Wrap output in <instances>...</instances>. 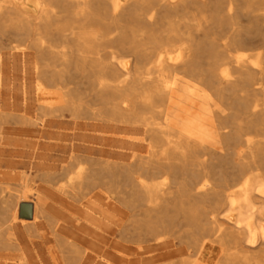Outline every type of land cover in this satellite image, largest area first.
Wrapping results in <instances>:
<instances>
[{
	"label": "bare ground",
	"instance_id": "6f19581e",
	"mask_svg": "<svg viewBox=\"0 0 264 264\" xmlns=\"http://www.w3.org/2000/svg\"><path fill=\"white\" fill-rule=\"evenodd\" d=\"M0 264H264V0H0Z\"/></svg>",
	"mask_w": 264,
	"mask_h": 264
},
{
	"label": "rangeland",
	"instance_id": "374dc122",
	"mask_svg": "<svg viewBox=\"0 0 264 264\" xmlns=\"http://www.w3.org/2000/svg\"><path fill=\"white\" fill-rule=\"evenodd\" d=\"M34 61H27V63H24V59L22 58V56L19 55H14L12 56L11 54L9 56H7L6 58V63L8 64L9 67H11L10 69V78H11V85L13 84V89L15 90L16 93H19L22 89V83L24 81V65H26V69H27V78L26 80L30 79L31 81V89L34 90V79L33 77H35V73L33 70V64ZM30 68L32 70H30ZM31 76V77H29ZM33 93L31 94V98L33 99Z\"/></svg>",
	"mask_w": 264,
	"mask_h": 264
}]
</instances>
